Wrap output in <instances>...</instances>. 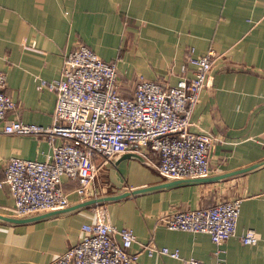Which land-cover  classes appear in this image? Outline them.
<instances>
[{
    "label": "crops",
    "instance_id": "1",
    "mask_svg": "<svg viewBox=\"0 0 264 264\" xmlns=\"http://www.w3.org/2000/svg\"><path fill=\"white\" fill-rule=\"evenodd\" d=\"M80 44L116 64L118 92L126 98L140 78L174 85L191 74L190 52L194 56L211 49L213 64L192 110L190 129L214 137L208 177L232 176L145 191L170 182L155 170L156 153L139 154L145 163L122 157L129 152L107 163L95 157L99 174L87 196H77L73 182L62 177L67 208L129 194L35 214L23 222L0 218V264L49 263L82 238L81 226L94 221L95 207L114 226L133 231V251L152 238L156 246L179 253L173 258L140 252L136 264H188L189 259L264 264V0H0V72L4 92L14 103L0 121V181L9 158L42 161L49 154L44 139L4 133L3 125L12 120L52 124L55 93L48 83L59 78L63 54ZM40 80L47 85L39 88ZM134 190L142 191L132 194ZM233 198L241 199L237 233L252 229L259 238L253 246L242 245L237 237L216 246L207 234L157 224L158 217L173 210ZM11 203L7 187H0L1 217H13Z\"/></svg>",
    "mask_w": 264,
    "mask_h": 264
},
{
    "label": "built area",
    "instance_id": "2",
    "mask_svg": "<svg viewBox=\"0 0 264 264\" xmlns=\"http://www.w3.org/2000/svg\"><path fill=\"white\" fill-rule=\"evenodd\" d=\"M213 60L211 49L194 56L190 52L189 76L179 77L169 87L140 78L132 96L126 98L118 92L114 62H104L82 44L63 54L59 78L48 83L55 93L52 124L12 120L3 125L4 133L42 138L51 149L42 161L11 157L5 162L0 187L8 189L11 215L25 218L67 208L62 177L73 182L77 196H87L96 178L95 157L107 163L125 152L142 156L150 150L158 157L155 170L165 180L207 177L214 137L191 130L190 117ZM46 85L40 80L39 88ZM4 86L5 75L0 72V121L14 109ZM240 205V198L220 199L208 207L173 210L158 217L157 224L169 230L207 234L216 246L230 237L253 246L259 238L252 229L236 230ZM93 212L94 221L81 226L82 238L47 264H136L140 252L179 257L177 250L158 247L152 238L133 251L135 236L130 228L114 226L101 207ZM186 262L225 264L221 259Z\"/></svg>",
    "mask_w": 264,
    "mask_h": 264
},
{
    "label": "water",
    "instance_id": "3",
    "mask_svg": "<svg viewBox=\"0 0 264 264\" xmlns=\"http://www.w3.org/2000/svg\"><path fill=\"white\" fill-rule=\"evenodd\" d=\"M123 158H136L141 162L145 163V160H143V158L135 153V152H129L127 154H124V156H122ZM244 170H241L240 172H243ZM229 176H232V173L229 174H223V175H219V176H215V177H203V178H195V179H180V180H170V182L164 183V184H159L156 186H152V187H148V188H143L142 190H153V189H158V188H163L166 186H171V185H175V184H179V183H184V182H210V181H215V180H219V179H224L227 178ZM142 190H134L132 191V194H135L137 192H140ZM129 193H123L117 196H107V197H99V198H95V199H90V200H86L80 204H77L76 206H73L71 208H63L60 210H55L52 212H49V214H55V213H59V212H65L68 210H72V209H76L79 207H84V206H88V205H93V204H98V203H102V202H106V201H111V200H116L122 197L127 196ZM43 215V214H42ZM10 217V216H9ZM1 219L3 220H10L11 222H23V221H28V218H17V217H10V218H3L0 216ZM33 219V218H31Z\"/></svg>",
    "mask_w": 264,
    "mask_h": 264
},
{
    "label": "rangeland",
    "instance_id": "4",
    "mask_svg": "<svg viewBox=\"0 0 264 264\" xmlns=\"http://www.w3.org/2000/svg\"><path fill=\"white\" fill-rule=\"evenodd\" d=\"M101 161V160H100ZM99 169H100V166H99V163L97 164V173H96V178H95V180L93 181V185L95 184V181H96V179H97V176H98V174H99ZM159 176V175H158ZM160 177V176H159Z\"/></svg>",
    "mask_w": 264,
    "mask_h": 264
}]
</instances>
